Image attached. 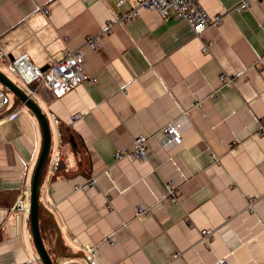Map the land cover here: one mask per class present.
Returning <instances> with one entry per match:
<instances>
[{
    "label": "crops",
    "instance_id": "1",
    "mask_svg": "<svg viewBox=\"0 0 264 264\" xmlns=\"http://www.w3.org/2000/svg\"><path fill=\"white\" fill-rule=\"evenodd\" d=\"M141 1L0 0L9 59L27 54L45 69L65 48L84 54L85 80L59 98L44 87L30 95L0 62L50 128L38 192L44 247L54 264H90L89 256L96 264H264V0L244 9L241 0H197L222 17L197 35ZM133 7L131 21H117ZM89 35L95 48L84 44ZM0 90V264H43L29 213L13 209L28 199L41 128L1 82ZM170 122L182 139L165 145L159 129ZM139 134L146 158L115 159ZM171 181L175 201L164 198ZM139 206L147 213L136 215ZM202 230H212L206 241Z\"/></svg>",
    "mask_w": 264,
    "mask_h": 264
},
{
    "label": "built area",
    "instance_id": "2",
    "mask_svg": "<svg viewBox=\"0 0 264 264\" xmlns=\"http://www.w3.org/2000/svg\"><path fill=\"white\" fill-rule=\"evenodd\" d=\"M123 0H119L117 5H120ZM251 0H241L237 5V9H244L250 5ZM137 7H142L148 10L156 11L158 14L165 16L170 15L177 19L184 20L190 27L193 34L197 35L210 25H217L221 22V16L211 18L207 12L200 6L197 0H142ZM137 7H133L126 12L119 13L117 21L128 22L137 15ZM44 13H48V9H43ZM116 22V20H115ZM110 22L103 32L108 30L115 24ZM98 43V37L89 35L85 38V45L95 48ZM208 44L205 43L203 50H206ZM6 62V66L10 73L17 79L19 78L23 84L29 87L30 95H33V89L44 87L55 98L63 96L65 93L72 90L78 84L85 80L83 72L84 54L82 48H65L63 55L60 59L50 58L48 66L41 69L34 65L27 54H21L16 58L9 59L7 54L0 50V62ZM222 82L230 83L231 79L225 74L220 76ZM93 81L94 78H89ZM4 102V96L0 90V104ZM53 122L57 125L58 120L52 115ZM159 134L163 138L165 145L180 142L182 139V132L175 122L167 123L159 129ZM258 135H264V118L259 120ZM147 136L139 134L134 139V144L131 147L120 148L115 150V159L128 157L132 159H145L147 156ZM95 183L94 178H90L87 184L92 185ZM178 194V188L175 184L167 182L164 198L170 201H175ZM15 210L25 213L29 212V196L28 199L23 196L16 201ZM147 213V208L139 206L135 214L142 215ZM264 226V222H263ZM202 239L208 240L212 235V230H202ZM91 248H89L90 250ZM177 254H174L176 256ZM90 264H96L95 260L88 257ZM220 264H226L224 260H219ZM61 264H80L75 261L62 262Z\"/></svg>",
    "mask_w": 264,
    "mask_h": 264
},
{
    "label": "water",
    "instance_id": "3",
    "mask_svg": "<svg viewBox=\"0 0 264 264\" xmlns=\"http://www.w3.org/2000/svg\"><path fill=\"white\" fill-rule=\"evenodd\" d=\"M0 82L33 112L41 128L42 144L32 173L30 192H29V224L33 238V243L37 251L39 261H41L43 264H54L44 247L39 231V224H38V209L40 207L38 200V192L40 186V178L51 142V133H50L49 124L45 114L43 113L37 102L33 98H31V96L28 95L22 88H20V86L17 85L9 76H7L5 73L1 71H0Z\"/></svg>",
    "mask_w": 264,
    "mask_h": 264
},
{
    "label": "trees",
    "instance_id": "4",
    "mask_svg": "<svg viewBox=\"0 0 264 264\" xmlns=\"http://www.w3.org/2000/svg\"><path fill=\"white\" fill-rule=\"evenodd\" d=\"M61 138L63 139V135L61 136ZM47 160V159H46ZM45 165V164H44ZM44 168V166H43ZM42 172H43V169H42ZM42 174V173H41ZM38 217H39V209H38Z\"/></svg>",
    "mask_w": 264,
    "mask_h": 264
}]
</instances>
